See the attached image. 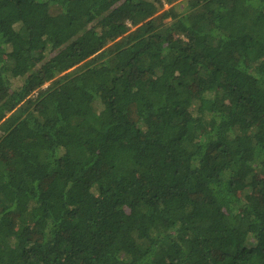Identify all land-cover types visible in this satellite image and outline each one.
Masks as SVG:
<instances>
[{
	"label": "trees",
	"instance_id": "16d2710c",
	"mask_svg": "<svg viewBox=\"0 0 264 264\" xmlns=\"http://www.w3.org/2000/svg\"><path fill=\"white\" fill-rule=\"evenodd\" d=\"M0 264H264V0H0Z\"/></svg>",
	"mask_w": 264,
	"mask_h": 264
},
{
	"label": "rangeland",
	"instance_id": "374dc122",
	"mask_svg": "<svg viewBox=\"0 0 264 264\" xmlns=\"http://www.w3.org/2000/svg\"><path fill=\"white\" fill-rule=\"evenodd\" d=\"M103 52V50H96V52H95V54L96 55H99V54H101ZM2 156H3V159L6 161V163L8 162V165H10V162H11V160L13 159V157H14V153H13V151H10V150H6V149H4L3 151H2Z\"/></svg>",
	"mask_w": 264,
	"mask_h": 264
}]
</instances>
